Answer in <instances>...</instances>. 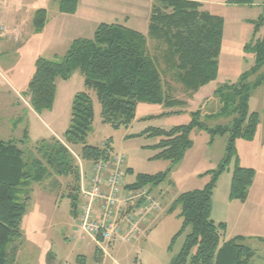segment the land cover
Masks as SVG:
<instances>
[{
	"label": "rangeland",
	"instance_id": "obj_1",
	"mask_svg": "<svg viewBox=\"0 0 264 264\" xmlns=\"http://www.w3.org/2000/svg\"><path fill=\"white\" fill-rule=\"evenodd\" d=\"M197 1L202 2L205 9L222 16L225 22L217 78L193 94L175 83L173 95L186 101L184 106L168 107L165 104L139 102L135 120L129 126L118 128L103 122L102 104L97 92L85 86L84 76L79 70L68 80L58 79L54 106L44 110L42 117H36L24 108L22 94L34 73L35 56L40 53L50 55L46 48L41 49L44 46L39 41L41 36L33 34L32 17L35 10L46 4L52 7L53 3L49 0H7L6 5L2 6L1 19L8 28L6 37H9L12 26H17L16 21L21 23V29L27 34L10 38L7 50L0 52V137H22L21 126L16 129L11 127L18 117L10 119L20 112L21 124H31L28 140L21 145L25 158H40L36 149L37 140L57 137L67 141L65 132L71 121L74 95L85 91L94 103L93 128L86 142L100 147L108 146L112 154L124 153L127 157V182H135L140 174L165 173L160 183H149L151 190L162 201V208L151 229L135 241H115L108 247V253H102L95 243L80 242L74 238L77 223L73 212V195L76 194L74 176L58 174L49 169L44 180L31 182L26 188L31 197L21 224L22 236L19 241L9 245L15 264H170L173 254L180 251L190 230L188 227L179 234L183 218L180 207L172 210L173 203L183 192L203 188L211 181L214 171L223 165L225 168L217 179L218 188L216 191L214 189L215 210L212 217L229 220L224 240L245 234V243L255 252L251 264H264V83L252 89L249 99L251 110L260 115L258 133L251 141H236L240 164L256 170L254 184L249 188L251 198L245 207L241 206V202H237V207L228 204L235 164V158L227 162L229 133L218 135L212 143L209 130L205 127L195 128L190 134L192 146L181 161L174 162L157 156L160 148L156 144L161 136L153 135L155 129L168 130L176 125L188 124L195 117L207 127L230 126L233 115L221 114L222 101L216 91L227 83L239 82L242 75L251 70L256 61L255 46L264 35V26L260 24L264 16L263 0H255L251 5H233L228 0ZM97 2L100 5L95 6L93 12L101 14L106 22L121 23L146 33L152 4L142 2L138 6L137 3L129 6L117 0ZM114 3L118 4L115 6L118 10L135 11L129 23L123 19L112 21L115 16L112 13L115 11ZM7 14L12 15V22H8L10 25L5 23ZM84 34L86 38H93L95 27L87 29ZM247 44L250 46L245 49ZM262 77L264 65L250 76L249 81L254 84ZM82 147L83 143L70 145L80 169L82 166L87 169L90 163L80 157ZM237 212L243 215L238 220Z\"/></svg>",
	"mask_w": 264,
	"mask_h": 264
},
{
	"label": "trees",
	"instance_id": "obj_2",
	"mask_svg": "<svg viewBox=\"0 0 264 264\" xmlns=\"http://www.w3.org/2000/svg\"><path fill=\"white\" fill-rule=\"evenodd\" d=\"M57 2L59 11L68 14H74L79 5V0ZM254 2L228 0V3L237 5ZM46 22V9L36 10L33 16L35 31L43 30ZM260 24L264 26V16ZM224 26L223 17L205 9L200 1L155 0L147 33L121 23L102 22L93 38L74 39L64 56L52 59L38 57L23 95L29 98L31 107L38 113L52 109L58 79L68 80L79 70L84 76L85 86L97 92L102 104L103 122L116 128L129 126L136 118L139 102L184 106L186 101L173 95L175 83L193 94L217 78ZM249 46L247 44L245 49ZM255 53V65L242 75L239 82L227 83L216 91L222 101L221 114L233 115L230 126L207 127L195 117L188 124L168 130L155 129L153 133L161 136L156 144L160 148L157 156L174 162L181 161L192 146L190 134L195 128L209 130L212 143L218 135L229 133L227 162L235 158L230 197L240 201L247 199L256 170L240 164L236 141L253 140L260 123V115L251 110L249 99L252 89L264 83V77L254 84L249 79L264 65V35L256 44ZM93 121V100L89 93L81 91L73 99L71 121L65 132L67 141L57 137L39 140L36 149L40 158H25L21 145L28 140V128L20 140L0 137V264H15L9 245L22 236L21 224L31 197L26 188L31 182L44 180L49 169L74 176L73 212L76 215L80 202L81 169L70 145L83 143L80 157L89 163L112 156L108 146L86 142ZM224 168L225 165L214 171L211 181L203 188L183 192L173 203L172 210L180 207L183 218L179 234L188 227L190 230L170 264L252 263L255 252L245 243V236L224 240L226 223H217L212 218L213 193ZM164 178L165 173L140 174L132 186H149L151 182L158 184Z\"/></svg>",
	"mask_w": 264,
	"mask_h": 264
},
{
	"label": "built area",
	"instance_id": "obj_3",
	"mask_svg": "<svg viewBox=\"0 0 264 264\" xmlns=\"http://www.w3.org/2000/svg\"><path fill=\"white\" fill-rule=\"evenodd\" d=\"M4 1L0 0V10ZM7 35L8 28L0 21V38ZM126 162L124 153H115L90 162L87 169L81 167L74 238L95 243L102 253H108L115 241H135L147 233L162 208L149 186L126 181Z\"/></svg>",
	"mask_w": 264,
	"mask_h": 264
},
{
	"label": "crops",
	"instance_id": "obj_4",
	"mask_svg": "<svg viewBox=\"0 0 264 264\" xmlns=\"http://www.w3.org/2000/svg\"><path fill=\"white\" fill-rule=\"evenodd\" d=\"M117 1H123V3L125 5H129V6H134L135 3H137V6H138L142 2L150 3L153 5L155 0H117ZM49 2L53 3L52 7L49 4H46V6L41 7V8H45L47 11V22H46V25L43 28V30H41L40 33H37V31H35L34 25H33V17H32V25H33V29H34L33 34L36 36L37 35L41 36L39 38V41H42V43L44 44V46L41 47V49L46 48V50L50 52V55L49 56H43L44 54H41V53L39 55L37 54V56H35L34 63L36 62L38 57H45V58L52 59V58H55L57 56H60V57L64 56L66 54L67 50L69 49L71 42L74 39L79 38V37H85L84 33L87 29L92 30L95 27V31H96V29L100 23L106 22V20L105 19L103 20V18L101 17L102 16L101 14H95L93 12L94 7L98 6V4L100 5V2L98 3L97 0H79L78 9L74 14H68V13L60 12L57 0H49ZM6 3H7V0L4 1L3 5L4 4L6 5ZM116 4L114 3V5H112V6L115 7ZM233 5H237V4H233ZM2 6H1V10H0V21L3 23L4 19L3 20L1 19L2 12H3ZM38 9H40V8H38ZM114 9H115V11H112V13L115 14V16L112 18L113 19L112 21H115V20L117 21V20L123 19V21H125V23H129L131 21V19L135 16V11L132 9L124 10V8H119V10H118V7H115ZM33 16H34V14H33ZM100 18H102V20ZM6 20H7V22H5V23L10 25L9 23H10V21L12 22V15L7 14ZM13 22H14V20H13ZM107 23H116V22H110V21L108 22L107 21ZM16 24H17V26H15V25L12 26V28L10 30L11 33H10L9 37L0 38V52L7 50L8 46H9V41L11 40L10 38L17 37L21 33L27 34V31H24V29H21L22 25L20 22L16 21ZM148 27H149V25L147 26L146 33L148 32ZM29 36H32V34L29 33ZM24 37H25V35H24ZM61 53H64V54H61ZM31 77L32 76H30V79H31ZM27 86H28V83H27ZM25 91L26 90H24L23 93ZM24 97L25 96L22 94V98H23L25 106H26V107L24 106V108L25 109L27 108L28 110H30V112L35 114L36 117L37 116L42 117V114L44 111L41 113L36 112L31 107V105L29 103V98H27V97L24 98ZM18 104L20 107L21 104L20 103H18ZM72 104H73V102H72ZM26 110L23 109V111H26ZM45 111H47V110H45ZM14 117H18V118L14 121V124L11 125V127L16 129V127L18 128V126H21L23 129L22 137L19 139H16V140H20L24 137V134H25V131L27 128H28V134H29V127H31V124L28 126H26L27 123L25 125L21 124L22 123L21 122L22 117L20 115V112L17 113L16 115H13L10 119H12ZM52 133H54V131H52ZM257 133H258V130H257ZM6 140H10V139H6ZM39 140H37V142ZM240 163H241V159H240ZM245 167H247V166H245ZM129 183H134V182H129ZM253 184H254V182H253ZM217 188H218V185L215 187V191ZM250 198H251L250 191H249L248 197L245 201L232 199L230 197V190L228 192V202H229L228 204L233 205L235 207H237V204H238L237 202H241V204H242L241 206L245 207V205L247 204L248 200H250ZM213 199H214V193H213ZM214 210H215V208H214V202H213L212 215L214 213ZM241 213H239V214H238V212L236 213L237 214L236 215L237 220L240 219V217H243V215ZM212 218L217 223H219V222L226 223L227 229H228L230 224H229V220L227 218H223V217H221V218L212 217ZM246 218H247V216H246ZM237 236H234V237H237ZM244 236H245V234H244Z\"/></svg>",
	"mask_w": 264,
	"mask_h": 264
}]
</instances>
